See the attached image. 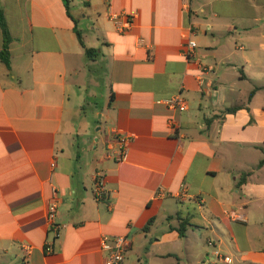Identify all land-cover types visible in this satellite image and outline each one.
I'll return each instance as SVG.
<instances>
[{
    "label": "crops",
    "instance_id": "crops-1",
    "mask_svg": "<svg viewBox=\"0 0 264 264\" xmlns=\"http://www.w3.org/2000/svg\"><path fill=\"white\" fill-rule=\"evenodd\" d=\"M0 8L13 38L10 67L0 59V264H104V235L129 238L127 264H212L210 238L232 264H264V0ZM88 64L109 84L98 128L76 119ZM178 95L187 110L167 105ZM114 130L131 138L123 161L108 157Z\"/></svg>",
    "mask_w": 264,
    "mask_h": 264
},
{
    "label": "built area",
    "instance_id": "built-area-1",
    "mask_svg": "<svg viewBox=\"0 0 264 264\" xmlns=\"http://www.w3.org/2000/svg\"><path fill=\"white\" fill-rule=\"evenodd\" d=\"M114 21L119 20L117 14H113L111 17ZM132 27V22L128 21L125 26L120 27V31H129ZM196 43L191 41L188 43V50L191 51L195 48ZM167 105L171 109L187 110V103L182 98V96H174L166 101ZM113 141L109 143L108 146V157L123 161L127 158V147L131 138L124 135L120 131H113ZM186 187H184L180 198H185L187 195ZM93 193L95 199L98 201H103L108 197L109 191L106 184L105 175L101 172L97 173L94 181ZM47 221L49 224V229L51 232L58 236L61 229V224L59 223V203L58 198L55 196L48 208ZM217 240L210 238L207 241V245L212 249V255L214 262L212 264H232L233 259L223 253V251L218 247ZM131 247V242L127 236H109L104 235L101 239V249L106 254L104 264H127V253ZM46 252H52L51 246L45 248Z\"/></svg>",
    "mask_w": 264,
    "mask_h": 264
},
{
    "label": "rangeland",
    "instance_id": "rangeland-1",
    "mask_svg": "<svg viewBox=\"0 0 264 264\" xmlns=\"http://www.w3.org/2000/svg\"><path fill=\"white\" fill-rule=\"evenodd\" d=\"M92 22H80L79 23V30L81 33H90L91 36L88 37L87 42L90 47L94 48L92 44H95L94 34L92 30L86 31V27H91ZM2 37V36H1ZM88 56H86L87 58ZM88 62V58L86 59ZM90 64V63H89ZM89 64L83 70L82 76V88L81 94L82 100L75 99L77 104H81L82 108L79 107V113L76 115L77 120H87L91 125L92 128H98L99 125L96 124V121L100 118L99 115L97 116L95 113L97 112L96 107L98 110H101L105 103L108 101V94H109V84L106 76H103L102 73H95L90 72ZM92 65V64H91ZM94 128V129H95ZM92 129V133H95V130Z\"/></svg>",
    "mask_w": 264,
    "mask_h": 264
},
{
    "label": "trees",
    "instance_id": "trees-1",
    "mask_svg": "<svg viewBox=\"0 0 264 264\" xmlns=\"http://www.w3.org/2000/svg\"><path fill=\"white\" fill-rule=\"evenodd\" d=\"M67 8H68V4H67ZM0 29L3 35V48L0 52V59L7 65V67H10V44L13 38L11 36L4 11L1 8H0ZM77 36H78L81 46L85 48L86 55L89 58L94 57L93 54L96 55L98 53V50L94 48H87L83 40V37L80 31L78 30H77ZM227 111H236V108H231V109H228ZM150 224L151 223L149 222V225ZM187 224H188V221L186 220L185 223H183L181 227L178 229L181 237L186 236ZM149 225H147L146 229H148Z\"/></svg>",
    "mask_w": 264,
    "mask_h": 264
}]
</instances>
